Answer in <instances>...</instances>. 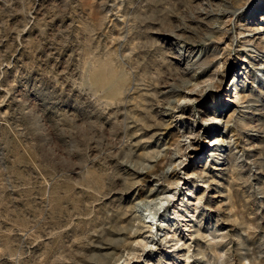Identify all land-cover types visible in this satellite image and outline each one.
Listing matches in <instances>:
<instances>
[{
    "label": "rangeland",
    "instance_id": "374dc122",
    "mask_svg": "<svg viewBox=\"0 0 264 264\" xmlns=\"http://www.w3.org/2000/svg\"><path fill=\"white\" fill-rule=\"evenodd\" d=\"M262 13L0 0V264H264Z\"/></svg>",
    "mask_w": 264,
    "mask_h": 264
},
{
    "label": "bare ground",
    "instance_id": "6f19581e",
    "mask_svg": "<svg viewBox=\"0 0 264 264\" xmlns=\"http://www.w3.org/2000/svg\"><path fill=\"white\" fill-rule=\"evenodd\" d=\"M263 6L260 8L262 10ZM254 21H257L259 23L254 24L253 26L251 24H246L245 27L243 28V31L239 33L244 39L246 49L248 50L249 55L253 56V60H256L258 57H262L264 55V13H262L257 19ZM250 31H253V33L250 34ZM250 36H254L251 37ZM252 58V57H251ZM248 61V60H247ZM219 76L217 77L218 80H223L224 79V73L221 74L219 73ZM213 78H210L208 80H204V85L200 87L199 90H195V86L198 85L196 83L193 88L189 89L190 91V96H185L186 98H189L190 100H198L197 93L203 91L206 87V85L212 81ZM235 79L239 82L240 81V73L239 71L237 72V75L235 76ZM219 86V85H218ZM237 89V88H236ZM237 93V92H236ZM195 95V96H194ZM241 90L236 94V99H241ZM183 113V112H182ZM205 122H210L209 128L211 129L212 127L218 126V122L220 123V119L218 120V116H208L205 118ZM228 123V122H227ZM190 135V134H189ZM218 161V160H217ZM158 201H154L153 207H151V210H148V214L145 216L148 221H144L143 223H149L150 225H153V223L156 221V214L159 209V207H162L163 203L168 200V198H157ZM154 200V198L152 199ZM153 209V210H152ZM156 235V234H155ZM167 235L164 238H167Z\"/></svg>",
    "mask_w": 264,
    "mask_h": 264
}]
</instances>
